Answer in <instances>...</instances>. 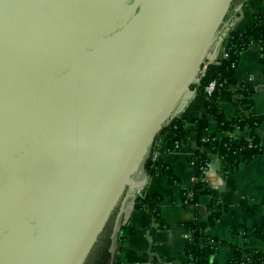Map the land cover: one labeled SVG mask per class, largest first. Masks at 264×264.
I'll return each instance as SVG.
<instances>
[{
  "label": "water",
  "instance_id": "water-1",
  "mask_svg": "<svg viewBox=\"0 0 264 264\" xmlns=\"http://www.w3.org/2000/svg\"><path fill=\"white\" fill-rule=\"evenodd\" d=\"M232 1L0 0V264H86Z\"/></svg>",
  "mask_w": 264,
  "mask_h": 264
},
{
  "label": "crops",
  "instance_id": "crops-1",
  "mask_svg": "<svg viewBox=\"0 0 264 264\" xmlns=\"http://www.w3.org/2000/svg\"><path fill=\"white\" fill-rule=\"evenodd\" d=\"M262 14L264 0H233L218 34L225 38L233 31L253 24ZM222 53L223 44L219 41L210 48L205 59L212 64L218 63ZM235 77L236 83L231 86L233 100L222 102L221 111L228 119L262 117L256 134L263 153L240 164L236 170L218 158L212 161V170L216 174L212 178L215 186L211 188V197L225 207L215 223L205 230L210 237L226 242L217 247L214 255L217 264L229 262L239 249L245 253L264 250L263 240L240 234L264 223V64L258 46H251L241 53ZM245 87L250 89L251 94L246 96L249 103L244 100ZM186 100L179 114L184 123V137L177 141L174 132H164L147 154V158L152 156L161 145L160 161L171 169L177 181L173 182L166 174L148 179L145 159L134 176L137 188L129 187L112 220L109 264H185L188 259L185 244L189 235L186 224L209 220V195L201 194L195 204L188 206L182 202L184 190L195 177L194 158L199 137L196 120L204 111L206 96L194 91L187 94ZM216 130L217 123L211 119L206 133ZM144 185L149 197L154 198L152 208L137 209L135 201ZM243 201L257 209H245ZM153 208L158 211L157 215Z\"/></svg>",
  "mask_w": 264,
  "mask_h": 264
},
{
  "label": "trees",
  "instance_id": "trees-1",
  "mask_svg": "<svg viewBox=\"0 0 264 264\" xmlns=\"http://www.w3.org/2000/svg\"><path fill=\"white\" fill-rule=\"evenodd\" d=\"M225 43H227V45L225 44V50L229 54L228 58L215 64L204 62L200 72V74H203L200 84L192 86V89L196 92L204 93V87L207 84L213 80L217 82L214 94L206 99L204 111L196 120L199 131L194 158L196 180L191 181L187 189L184 190L182 199L184 205L188 206L189 204H195L201 194L209 195L211 198L209 203L211 215L206 223L195 221L186 224L189 235L185 244V254L188 258L185 264H217L214 259L217 247L226 244L225 241L210 237L205 232L206 228L213 225L225 210V207L219 201L211 197L212 189L208 183L203 181V171L207 169V163H211L214 158H218L229 164L232 170H236L240 164L250 162L254 157L263 153L260 140L256 134L263 118L251 115L244 118L228 119L222 113L220 104L233 100L234 92L231 90V86L236 83L235 73L240 55L244 50L251 46H258L261 52V62L264 64V14L258 16L253 24L244 29L233 31ZM250 94L249 88H243L245 102L248 101L247 97ZM211 119L216 121L217 130L206 133ZM167 131L174 132L177 135V141L184 137V123L181 117H175L170 121L167 126L163 127L160 134ZM145 166L150 176L166 174L173 182L177 181V177L172 174L169 167L164 166L162 171L158 172L160 165L153 161L152 156L147 158ZM153 199L146 192H143L137 197L135 208H152L151 202ZM156 199L158 197H155ZM243 206L245 209H257L256 206L249 205L247 201H243ZM152 210L155 215L158 214L155 208ZM112 220L100 236L86 264H109L111 259V235L113 232ZM240 234L243 237L255 236L264 241V223ZM225 264H264V250L245 253L239 249L234 257Z\"/></svg>",
  "mask_w": 264,
  "mask_h": 264
},
{
  "label": "built area",
  "instance_id": "built-area-1",
  "mask_svg": "<svg viewBox=\"0 0 264 264\" xmlns=\"http://www.w3.org/2000/svg\"><path fill=\"white\" fill-rule=\"evenodd\" d=\"M228 38H229V35H228L227 37H225V38H222V37L218 34L217 37L215 38V40H214L212 46H211V47H213V45H214L215 43L219 42V41L222 42V44H223V53H222L221 60H222V59H225V58H228V56H229L228 52L225 50V45H224L225 42H226V40H227ZM204 62L210 63V62L207 61L206 59H205ZM202 77H203V74H200V78H202ZM216 87H217V82H216V80L211 81L209 84H207V85L204 87V94H205V96H206V99L212 97V95L214 94V91H215ZM193 90H194V89H193ZM194 91H196V90H194ZM176 117H179V115L176 116ZM168 124H169V123L165 124L163 127L167 126ZM162 129H163V128H162ZM156 141H157V140H156ZM160 146H161V145H160ZM160 146H159L158 148H156V150L152 153V159H153V161H156V162L160 165V166H159V169H158V172H159V171H162V169H163V167H164L163 164H162L161 161H160V158H159L160 155H161V151H162ZM212 163H213V162H211V163H207V169H205V170L203 171V175H204V177H203V181H205L206 183H208V185H209L210 188H212L213 185L215 186V182L212 181V178H213V175L216 174V172L212 170V168H213V164H212ZM151 177H152V176H150V175L148 174V179H150ZM193 180H196V178L194 177ZM211 181H212V182H211ZM143 192H146V190H145V185L142 186V187H140V189H139V195H140L141 193H143Z\"/></svg>",
  "mask_w": 264,
  "mask_h": 264
},
{
  "label": "rangeland",
  "instance_id": "rangeland-1",
  "mask_svg": "<svg viewBox=\"0 0 264 264\" xmlns=\"http://www.w3.org/2000/svg\"><path fill=\"white\" fill-rule=\"evenodd\" d=\"M146 158H147V156H146ZM110 263V262H109Z\"/></svg>",
  "mask_w": 264,
  "mask_h": 264
}]
</instances>
